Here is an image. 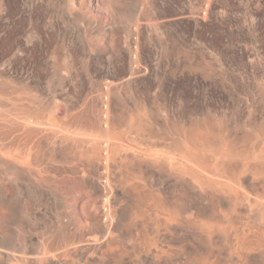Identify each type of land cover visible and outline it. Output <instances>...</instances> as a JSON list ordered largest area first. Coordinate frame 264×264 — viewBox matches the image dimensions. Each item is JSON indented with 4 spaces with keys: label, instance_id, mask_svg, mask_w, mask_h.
Here are the masks:
<instances>
[{
    "label": "rangeland",
    "instance_id": "1",
    "mask_svg": "<svg viewBox=\"0 0 264 264\" xmlns=\"http://www.w3.org/2000/svg\"><path fill=\"white\" fill-rule=\"evenodd\" d=\"M0 264H264V0H0Z\"/></svg>",
    "mask_w": 264,
    "mask_h": 264
},
{
    "label": "built area",
    "instance_id": "2",
    "mask_svg": "<svg viewBox=\"0 0 264 264\" xmlns=\"http://www.w3.org/2000/svg\"><path fill=\"white\" fill-rule=\"evenodd\" d=\"M32 122V121H31Z\"/></svg>",
    "mask_w": 264,
    "mask_h": 264
}]
</instances>
